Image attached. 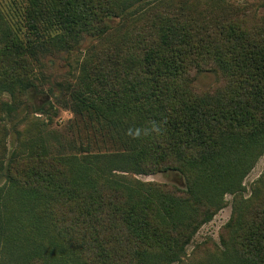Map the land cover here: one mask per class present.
Returning <instances> with one entry per match:
<instances>
[{
  "label": "trees",
  "instance_id": "trees-1",
  "mask_svg": "<svg viewBox=\"0 0 264 264\" xmlns=\"http://www.w3.org/2000/svg\"><path fill=\"white\" fill-rule=\"evenodd\" d=\"M21 2L23 28L0 13L4 107L31 109L28 90L58 88L92 147L52 154L31 141L6 168L20 212L0 211V245L16 264H264V176L242 195L264 154V17L223 0ZM119 16L118 29L107 25ZM114 30L122 40L103 48ZM87 39L77 73L53 79ZM205 73L217 81L202 91L194 82ZM168 172L185 189L134 178ZM227 195L219 244L188 254Z\"/></svg>",
  "mask_w": 264,
  "mask_h": 264
},
{
  "label": "rangeland",
  "instance_id": "rangeland-1",
  "mask_svg": "<svg viewBox=\"0 0 264 264\" xmlns=\"http://www.w3.org/2000/svg\"><path fill=\"white\" fill-rule=\"evenodd\" d=\"M153 1V0H151ZM164 2H175L176 0H161ZM191 2L203 3L206 0H188ZM233 6H238L243 9L253 11L259 17H264V0H223ZM139 4L134 5L131 9L125 11L136 14L139 11ZM21 0H0V13L3 15L9 25L13 27L20 26L23 28V20L21 16L22 10ZM138 8V9H137ZM137 9V10H136ZM137 16H134L131 20H134ZM121 16L112 17L107 19V25L111 28L118 29L122 24ZM125 26H130L132 29V21ZM121 24V25H120ZM119 26V27H118ZM122 29L124 27H121ZM115 31V32H114ZM112 32L111 40L103 46L116 44L122 40L123 30H114ZM137 29L134 32H138ZM19 33H22L21 31ZM90 39L81 46L80 52L74 57H71L69 64L57 65L53 68V79L56 77L60 79L65 74L73 76L78 71V66L74 63L80 62L85 49L90 44ZM87 50V49H86ZM73 58V59H72ZM70 67H69V66ZM56 75V76H55ZM61 81H63L61 79ZM217 79L216 76L210 73L200 74L195 82L194 86L202 91L209 90L215 86ZM42 94L36 93L33 89L27 91L28 103L32 106L31 109L26 106H22L18 109H12L9 113L4 107L5 103H9V95L7 93L0 94V104H3V108H0V162L3 167V172L0 173V211L2 217L9 215H15L20 212V208L14 203V194L9 191L8 183L4 177L5 170L9 167L13 160L26 156L28 153V143L31 141L44 140L47 148L52 154H59L61 151L72 154L79 151L80 145L84 147H92V143L89 139L85 138V134L88 131L83 126L75 127L77 124L75 116L68 110L62 109L59 105V98L61 97L60 89L54 92L52 96H48L47 89ZM48 96V97H47ZM46 106V109H42ZM40 109V111H39ZM44 110V111H43ZM80 130V131H79ZM59 144H61L59 146ZM264 176V154L257 160L250 173L246 176L242 186L244 192L243 198H248L251 194L252 186L257 180ZM136 180L141 182H154L159 184H168L175 186L179 189H185L184 179L176 173L168 172L166 174L159 173L150 176H134ZM225 206L221 209L209 222L204 225L193 237L191 245L186 249L189 254L193 249V246L201 244L207 241L208 238L212 239L215 244H219V230L229 220L232 212V196H225ZM26 232L32 231L34 227H29L28 220L24 216L20 222ZM15 254L11 249H8L3 243L0 245V264H16ZM15 259V260H14ZM19 263L22 262L18 260ZM50 261V260H47ZM176 264V263H173Z\"/></svg>",
  "mask_w": 264,
  "mask_h": 264
}]
</instances>
